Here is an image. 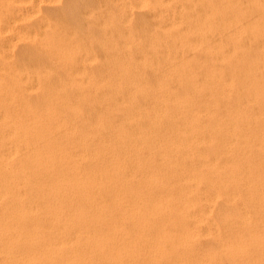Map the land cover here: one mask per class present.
<instances>
[{
    "label": "bare ground",
    "instance_id": "obj_1",
    "mask_svg": "<svg viewBox=\"0 0 264 264\" xmlns=\"http://www.w3.org/2000/svg\"><path fill=\"white\" fill-rule=\"evenodd\" d=\"M171 1L1 43L0 264H264V0Z\"/></svg>",
    "mask_w": 264,
    "mask_h": 264
},
{
    "label": "rangeland",
    "instance_id": "obj_2",
    "mask_svg": "<svg viewBox=\"0 0 264 264\" xmlns=\"http://www.w3.org/2000/svg\"><path fill=\"white\" fill-rule=\"evenodd\" d=\"M167 1L172 4L171 0ZM127 2L132 0H0V45L7 40L12 41L15 53L20 54L24 42L21 37H25L23 33L45 32V27L40 28L44 22L66 28V32L88 43L93 40L107 42L116 32L128 31V23L124 20V3ZM204 2L195 0L194 3L197 8H205ZM138 11L143 12L133 7L131 12L134 15L128 11L126 14L134 19ZM145 18L150 19L148 14ZM223 18L219 16L220 20Z\"/></svg>",
    "mask_w": 264,
    "mask_h": 264
}]
</instances>
